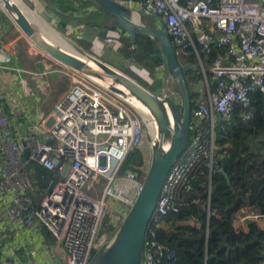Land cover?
<instances>
[{
  "label": "built area",
  "instance_id": "2783aa9c",
  "mask_svg": "<svg viewBox=\"0 0 264 264\" xmlns=\"http://www.w3.org/2000/svg\"><path fill=\"white\" fill-rule=\"evenodd\" d=\"M115 1L140 15L157 16L176 56L195 57L204 84V99L191 109V138L166 177L143 246L142 264H167L174 253L156 240L152 223L162 226L163 217L178 209L174 199L190 172L203 165L220 170L213 163L215 121L230 120L239 103L245 108L241 118L248 122L255 89L264 105V0ZM8 30L0 23V264H88L140 191L144 162L139 175L121 167L128 153L141 148L145 126L152 132L153 127L137 108L37 49L29 56L61 65L58 71L68 86L54 102L48 123L17 135L12 122L22 120L20 99L35 94L29 76L37 72L16 64L22 56L6 47ZM113 31L104 36V46L120 45ZM12 82L21 94L8 91ZM201 118L209 121L207 135L197 122ZM30 161L51 172L35 204ZM249 222L264 230V213L240 208L233 225L244 229ZM42 227L54 237L52 243L45 241Z\"/></svg>",
  "mask_w": 264,
  "mask_h": 264
},
{
  "label": "trees",
  "instance_id": "16d2710c",
  "mask_svg": "<svg viewBox=\"0 0 264 264\" xmlns=\"http://www.w3.org/2000/svg\"><path fill=\"white\" fill-rule=\"evenodd\" d=\"M45 2L61 20L59 30L68 24H82L83 35H86V30L94 28L117 30L120 40L118 52L124 59L153 76L159 66L166 68L161 49L151 37L130 35L113 25L110 14L95 8L91 0ZM144 20L149 25L159 23L157 16H145ZM0 23L6 27L12 24L1 9ZM177 58L181 64L196 65L194 56ZM183 74L193 108L198 95L191 88L202 79V75L196 68L183 69ZM250 108L252 117L248 122L241 118L245 108L239 103L235 104L230 120L215 121L213 163L220 170L209 171L203 165L190 172L187 184L174 199L178 209L163 217L162 226L152 223L156 240L174 253L171 260L165 261L167 264H261L264 260V230L254 222H249L244 229L233 225L236 214L244 206L264 213V105L257 89L251 92ZM197 122L204 126L203 133L207 135L209 121L201 118ZM191 135L190 131L187 143ZM142 164V153L135 149L126 156L121 171L139 175ZM27 169L36 188L35 204L43 194L51 172L35 161H30ZM41 233L47 243L54 241L45 227L41 228Z\"/></svg>",
  "mask_w": 264,
  "mask_h": 264
},
{
  "label": "water",
  "instance_id": "95a60500",
  "mask_svg": "<svg viewBox=\"0 0 264 264\" xmlns=\"http://www.w3.org/2000/svg\"><path fill=\"white\" fill-rule=\"evenodd\" d=\"M0 1L5 7V11H2L11 21L17 23L36 47L58 63L102 84L105 89L137 108L146 116V122L153 127L151 157L142 178L140 191L110 241L103 244L88 262V264H142L149 220L166 177L187 145L191 131L192 99L183 69L195 67L190 63H180L164 26L151 27L142 22H139L140 24L131 22L123 15L122 10L127 7L115 0H91L95 8L110 14L113 25L130 35H147L159 46L167 72L181 90V102H177L165 91L153 92L134 77L92 54L72 37L47 22L63 41L51 37L48 30L28 14L26 8L28 10L30 8L23 0ZM193 86L198 94L196 102L203 100V81L199 80ZM55 181L56 177L48 189Z\"/></svg>",
  "mask_w": 264,
  "mask_h": 264
},
{
  "label": "crops",
  "instance_id": "0c3cea01",
  "mask_svg": "<svg viewBox=\"0 0 264 264\" xmlns=\"http://www.w3.org/2000/svg\"><path fill=\"white\" fill-rule=\"evenodd\" d=\"M32 1L34 7L37 10V11L33 10L34 12H36L37 14L40 13L39 15L42 16V18L44 17L45 19L46 18L48 19V17H50L49 21H53V22L56 21L54 19L55 16L54 11L52 10L51 6H49L45 2V0H38L40 3L38 4V6H37V1L31 0V2ZM44 11L45 12L47 11L49 13L48 17L46 14H44ZM13 24H14L13 29L5 36L6 47L14 50L18 57H21L26 54L27 56H29L34 50H37L38 48L35 47L30 42V40L24 35V33L19 29V27L14 22ZM111 33L112 31L105 30L102 28H94V29H90L89 31L86 30V35H82V37L84 38V40H86L87 43L86 50L90 51L92 54L97 55L105 62L115 67H120V69H122L124 72H126L129 75H132L129 73V71H133L138 76L139 73H144L142 71H138V67L143 69L142 67L138 66L137 64L127 59H124L119 54L118 52L119 45L116 48L104 46L102 42L104 36L108 34L110 35ZM21 59L22 58H20L19 61L22 63V65L18 64V61L16 62V64L28 71L37 72V75L29 76V83L35 89V94L30 95L29 98H24V96L22 95V97L24 98L23 102L20 99L21 107H23L22 120L18 123L12 122V128L17 135H24L29 133L32 130V127L40 122L48 123L49 114L51 113V109L54 102L64 93V91L68 86V83H66L65 78L62 75H60L58 71L61 65L56 64L51 60L45 58L44 59L32 58L28 61L30 65H27L24 59L22 60ZM118 62L119 63L124 62L126 65L129 64L130 68L116 66ZM54 68H57V70ZM144 74L146 75V73ZM132 76L135 79L136 77H138L134 75ZM13 78L15 80V77ZM16 87L13 84V82L6 85L8 91H11L13 89L14 91L18 92V94H21V92L19 93V91H17L18 87L17 88ZM193 88L195 89L194 86ZM40 114L41 117L38 118Z\"/></svg>",
  "mask_w": 264,
  "mask_h": 264
},
{
  "label": "rangeland",
  "instance_id": "374dc122",
  "mask_svg": "<svg viewBox=\"0 0 264 264\" xmlns=\"http://www.w3.org/2000/svg\"><path fill=\"white\" fill-rule=\"evenodd\" d=\"M24 3L26 5H28V7L32 10H36V8L34 7V4H33V1L31 2V0H23ZM37 1V6L39 3L38 0H35ZM126 7V6H125ZM1 9V8H0ZM127 9H131L133 10V8H130V7H127ZM128 11V10H127ZM47 12V11H46ZM44 11V14L47 15V17L49 16V13L47 12L46 13ZM133 12V11H131ZM135 12V11H134ZM40 14V13H39ZM56 16V15H55ZM54 16V19L56 20L55 22L53 21H49L50 20V17H48V19L44 18L43 19L48 22L50 25L54 26L56 29H58V24H60L61 20H59V18L56 16ZM146 15H140L139 16V20H138V23L139 22H142L148 26H151V27H159L160 25L159 24H154V25H149L146 23V20H144V17ZM42 17V16H41ZM11 21V20H10ZM11 25L10 26H7V29H13L14 27V24L13 22L11 21ZM135 23V22H134ZM137 23V22H136ZM140 24V23H139ZM59 30V29H58ZM82 30H84V27L82 24H68L64 27L63 30H60L62 31L63 33H65L66 35L72 37L78 44H80L81 46H83L85 49H86V40H84V38L82 37L83 33ZM117 32V30H115ZM8 32H10L9 30L7 31L6 34H8ZM114 32V31H113ZM95 55V54H94ZM97 56V55H96ZM22 59H24V61L26 62L27 65H30V63L28 62L31 58V56H27L24 55L22 56ZM21 59V60H22ZM20 58L16 59V62L18 61V64H21L22 63L19 61ZM116 66H122L124 68H130L129 67V64L126 65L124 62L122 63H117ZM118 69H120V67H117ZM197 69V71H199V68L198 67H195ZM138 67V71H142L144 73H146V75L144 73H139V76L136 75L133 71H129L130 74L134 75V76H138L136 77V80H138L142 85L146 86L147 88H149L150 90H152L153 92H160V91H165L166 94H169L170 96H172V98H174L177 102H181V90H180V87L174 82V80L171 78V76L169 75V73L167 72V69L166 68H161V66H159V68H157L156 70V73L155 75H150L146 70L144 69H141ZM122 70V69H120ZM129 70V69H128ZM123 71V70H122ZM143 79V80H142ZM202 80V79H201ZM100 84V83H99ZM100 86L104 87L102 84H100ZM153 88V89H152ZM192 90H195L193 87L191 88ZM139 111V110H138ZM140 112V111H139ZM145 135H144V140H143V143H142V146L141 148L139 149L142 153V157H143V166H142V172L144 174V171L145 169L148 167L149 165V148H150V140H149V137H151L149 135V125H146L145 126ZM122 169V167H121ZM142 174V175H143ZM143 177V176H142ZM103 184H104V179H101L100 183H98L96 186H97V191L98 193L100 192V190L102 189L103 187ZM107 236V235H106ZM59 251L57 252L59 256H62L63 253H62V250L59 248L58 249Z\"/></svg>",
  "mask_w": 264,
  "mask_h": 264
},
{
  "label": "bare ground",
  "instance_id": "6f19581e",
  "mask_svg": "<svg viewBox=\"0 0 264 264\" xmlns=\"http://www.w3.org/2000/svg\"><path fill=\"white\" fill-rule=\"evenodd\" d=\"M20 1V0H19ZM21 4V3H20ZM23 4V3H22ZM24 6V5H23ZM0 7L5 11V7H4V3L2 2V1H0ZM25 7V6H24ZM26 8V7H25ZM26 10H27V12H28V14L30 15V16H32V18H34L39 24H41L42 26H44L45 28H46V30H48V32L50 33V36L51 37H53V38H55V39H57V40H61V41H63L62 39H61V37L59 36V34L56 32V31H54L51 27H50V25L45 21V20H43V18L39 15V14H37L36 12H34L32 9H30V10H28L27 8H26ZM128 10V11H127ZM123 11V15H124V17H126L128 20H130L131 22H138V20H139V16H140V14L138 13V11H136V10H131V9H123L122 10ZM131 11H133V12H131ZM135 11V12H134ZM9 17L12 19V17L9 15ZM13 21V20H12ZM14 22V21H13ZM16 25H17V23L16 22H14ZM18 26V25H17ZM19 27V26H18ZM19 29L23 32V30L19 27ZM24 33V32H23ZM24 35L28 38V36L24 33ZM29 39V38H28ZM30 40V39H29ZM30 42L32 43V41L30 40ZM33 44V43H32ZM34 46H35V44H33ZM36 47V46H35ZM38 48V47H37ZM39 49V48H38ZM39 50H41V49H39ZM43 52V51H42ZM127 95V94H126ZM132 97V96H131ZM149 135H152L153 136V132H152V130H150V132H149ZM149 140H150V148H149V155H150V157H151V142H152V139L149 137ZM150 157H149V161H150Z\"/></svg>",
  "mask_w": 264,
  "mask_h": 264
}]
</instances>
